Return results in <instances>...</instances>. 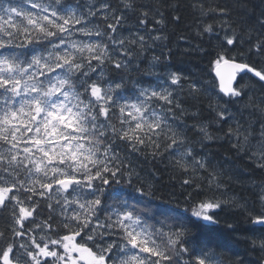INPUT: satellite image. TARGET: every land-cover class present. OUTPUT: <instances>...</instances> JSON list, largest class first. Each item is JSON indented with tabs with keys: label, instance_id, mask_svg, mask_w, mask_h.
<instances>
[{
	"label": "snow or ice",
	"instance_id": "6c2138e0",
	"mask_svg": "<svg viewBox=\"0 0 264 264\" xmlns=\"http://www.w3.org/2000/svg\"><path fill=\"white\" fill-rule=\"evenodd\" d=\"M259 4L258 14L250 0H218L207 10L199 4L202 16L212 12L219 21L216 28L197 27L196 35L211 39L214 34L218 43L209 67L219 91L208 106L217 123L230 122L221 138L264 169V93L259 100L252 95L257 84L264 89V69L248 62L264 60V0ZM129 13H138L142 28L148 27L150 13L156 25L166 26L163 11L137 0H119L118 7L111 0L83 5L80 0H0V212L9 214L11 233L0 245V264H193L184 259L192 253L194 264H222L211 247L190 252L188 243L218 224L214 210L235 204V198H193L202 190L197 180L203 181L205 172L209 189L223 187V170L197 156L187 136L183 118L198 113H190L177 95L186 79L181 73L160 78L155 72L160 57L153 56L146 74L155 75L157 83L132 80L127 92L131 77L120 74L138 70L153 47L139 30L122 35ZM172 20L179 23V15ZM161 40H167L162 32L151 36ZM195 50L203 51L196 45L185 54ZM244 72L258 80L239 85L238 74ZM200 93L207 89L191 81L189 97L198 99ZM116 110L119 127L111 122ZM212 123L192 125L202 146L217 139ZM118 142L130 153L150 150L146 154L153 158L168 152L175 166L191 171L181 185L195 184L184 197L183 213L148 209L147 202L130 203L122 195L116 186H131L134 178L140 197H152L154 190L150 183L145 187ZM259 199L264 205V184ZM41 200L48 201L50 215L37 222ZM140 206L151 214L146 217ZM51 213L60 217L63 234ZM249 216L252 225L264 226V213ZM249 239L264 251V235Z\"/></svg>",
	"mask_w": 264,
	"mask_h": 264
},
{
	"label": "trees",
	"instance_id": "16d2710c",
	"mask_svg": "<svg viewBox=\"0 0 264 264\" xmlns=\"http://www.w3.org/2000/svg\"><path fill=\"white\" fill-rule=\"evenodd\" d=\"M15 2V0H14ZM75 2V0H70ZM218 0H137V3L146 7L163 11L166 18V26L161 28L155 24V20H148V27L142 28L137 22V14H128V23L121 28L123 36H127L129 32L140 31L145 35L153 47L146 52L139 62V69L128 74L121 73L120 75L130 76L131 79L127 82V92L132 91V80H139L143 84H156L157 77L155 75L146 74L149 68V63L153 56H159L160 62L157 65L155 72L160 78L166 79V73L178 71L182 74V91L177 89V95L182 100L184 107L189 109V112L195 111L197 117H192L190 114L183 118V124L187 126V136L193 141L192 147L197 156H206L210 160V166H219L223 170L221 184L223 187L216 188L215 185L209 189L207 184V172L203 173L205 179L197 180V183L202 184V190L197 195L193 192L194 199L201 198H218L221 200H232L235 198L236 203L223 205L220 209L214 210L215 216L219 221L218 224L210 225L206 230L199 232L196 238L189 239L188 247L191 252L193 248L197 251L201 247H211L217 253V257L222 261V264H262L264 262V251L259 248H253L249 237L264 235V226L252 225L249 213L253 216L264 213V205L259 199L261 185L264 184V169L257 168L254 161H249L246 156L240 155L231 149V145L227 139L221 138L223 133L228 129L229 123L220 125L216 122L215 112L209 108V102L218 93L217 82L209 67V62L214 58L215 52L218 50V43L215 35L209 38V34H205L203 38L196 35L197 27L202 29L205 24H212L217 27L219 17L214 13L209 12L207 16L201 15V9L198 6L203 4L207 10L215 5ZM223 2V0H219ZM252 5H255L256 12L260 11L259 0H250ZM80 3L86 4V0H80ZM114 7L119 6V0H111ZM231 3V0H228ZM173 5L175 7H173ZM194 5H197L194 7ZM179 15V23H174L172 17ZM99 18L94 19V23ZM155 28L156 31L150 29ZM167 36V40L151 41V36L160 33ZM223 33L221 32V35ZM200 46L203 51L195 50L185 54V49L196 48ZM170 51V56H169ZM249 63L253 64L258 69H264V60L259 58L250 59ZM137 63L136 61L133 62ZM115 75L114 72L109 73ZM196 81L207 89V94L200 93L198 99H192L188 94V85L191 81ZM258 80L249 74L240 75L238 77L239 85L250 84L251 81ZM264 93V89L257 84L252 92L257 100ZM221 95V94H220ZM222 96V95H221ZM227 99V98H224ZM235 107V106H233ZM116 110L112 116L111 122L119 127ZM179 116V110L176 111ZM252 116L258 118V113H252ZM249 113H244V118H248ZM212 121L210 131L217 137L214 141H204L203 145L199 142V133L192 127L198 122ZM258 127V126H257ZM118 150L128 158V162L140 173V180L147 184H152L154 195L152 197H140L135 191L138 186V181L134 178V183L129 186L121 184L118 189L122 195L129 200L130 203L137 199L147 202L148 209L171 210L173 212H184L186 207L184 197L188 192L193 191L195 184L192 187H182L185 178H191L192 173H184L179 167L175 166L173 155L164 152L162 156L153 158L149 153L150 150H145V153L137 154L130 153L126 145L118 142ZM255 182V183H253ZM48 201L41 200L40 210L37 215V222L40 219H46L50 213L48 210ZM143 214L147 217L151 213L143 206H140ZM190 214V208L189 213ZM53 216L52 223L60 227V217L56 213H51ZM103 219V213H100ZM10 223L9 214L0 212V232L4 233V237L0 239V245H3L11 238V233L8 231ZM232 225V228L228 226ZM31 227V225H28ZM64 233V229L60 227V234ZM116 239V237H112ZM194 255H186L185 260H192L194 264Z\"/></svg>",
	"mask_w": 264,
	"mask_h": 264
},
{
	"label": "water",
	"instance_id": "95a60500",
	"mask_svg": "<svg viewBox=\"0 0 264 264\" xmlns=\"http://www.w3.org/2000/svg\"><path fill=\"white\" fill-rule=\"evenodd\" d=\"M245 74H249V75H251L252 76V74L251 73H247V72H244V73H241V74H238V76H240V75H245ZM213 76H214V78H215V73L213 72ZM253 77V76H252ZM255 78V77H254ZM256 79H258V78H256ZM215 80H216V78H215ZM216 82H217V86H218V80H216ZM235 83V82H234ZM218 91H219V89H218ZM222 95V94H221ZM262 264H264V262H262Z\"/></svg>",
	"mask_w": 264,
	"mask_h": 264
}]
</instances>
